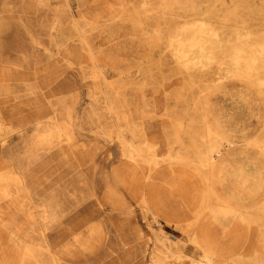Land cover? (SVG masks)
<instances>
[{
	"label": "rangeland",
	"instance_id": "obj_1",
	"mask_svg": "<svg viewBox=\"0 0 264 264\" xmlns=\"http://www.w3.org/2000/svg\"><path fill=\"white\" fill-rule=\"evenodd\" d=\"M0 264H264V0H0Z\"/></svg>",
	"mask_w": 264,
	"mask_h": 264
},
{
	"label": "bare ground",
	"instance_id": "obj_2",
	"mask_svg": "<svg viewBox=\"0 0 264 264\" xmlns=\"http://www.w3.org/2000/svg\"><path fill=\"white\" fill-rule=\"evenodd\" d=\"M239 2V1H238ZM240 4V3H239ZM187 6V5H186ZM251 8V7H250ZM250 8H248V9H250ZM189 10H191L190 8H189ZM251 10V9H250ZM256 10V9H255ZM198 13V12H197ZM195 14V13H194ZM184 16V15H183ZM187 16V15H186ZM190 16V15H189ZM184 18V17H183ZM194 19H196V18H194ZM193 19V20H194ZM199 20H197V22H198ZM205 21V20H204ZM207 21V20H206ZM183 22H185V21H183ZM209 25V24H208ZM219 36V35H218ZM217 39H219V38H217ZM221 41V40H220ZM169 43V42H168ZM230 50V49H229ZM256 50V49H255ZM232 53V52H231ZM219 54H221V53H219ZM230 55V54H229ZM242 57H244V56H242ZM222 61V60H221ZM229 63V62H228ZM257 63H258V61H257ZM229 65V64H228ZM258 65V64H257ZM244 67V66H243ZM244 70V69H243ZM225 143V142H224ZM223 146H225V145H223ZM228 146V145H227ZM227 149H228V147H227ZM205 150V149H204ZM205 152H206V150H205Z\"/></svg>",
	"mask_w": 264,
	"mask_h": 264
}]
</instances>
